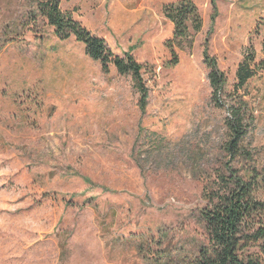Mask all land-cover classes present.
Returning a JSON list of instances; mask_svg holds the SVG:
<instances>
[{
  "label": "rangeland",
  "instance_id": "1",
  "mask_svg": "<svg viewBox=\"0 0 264 264\" xmlns=\"http://www.w3.org/2000/svg\"><path fill=\"white\" fill-rule=\"evenodd\" d=\"M60 1L142 64L147 105L31 2L0 0V264H191L218 175L253 167L264 184V0H192L201 28L179 41L162 11L177 0ZM204 49L224 74L217 98ZM239 102L246 161L225 151Z\"/></svg>",
  "mask_w": 264,
  "mask_h": 264
},
{
  "label": "trees",
  "instance_id": "2",
  "mask_svg": "<svg viewBox=\"0 0 264 264\" xmlns=\"http://www.w3.org/2000/svg\"><path fill=\"white\" fill-rule=\"evenodd\" d=\"M34 5L35 12L52 27V32L61 40L74 36L83 44L85 53L100 63L105 73L112 64L121 75H129L133 87L139 92L138 107L143 111L147 105L149 91L142 76V64L134 59L129 51L119 56L107 46L105 38L87 30L72 12L61 8L60 0H28ZM164 15L173 24L171 41L187 38L190 26L195 32L201 27V18L192 0H177L162 6ZM203 58L209 69L208 76L213 97H219L225 82L224 74L218 69L216 59L206 49ZM253 58L241 62L236 70L237 84L242 86L255 74L257 63ZM240 101V100H239ZM244 102L229 107L226 127L229 140L225 151L232 159L246 161L251 157L249 150L241 146L248 120V111ZM222 185L204 195L208 203L200 210V218L207 233L206 243L199 247L191 264H261L264 256V197L260 196L262 180L256 169L248 168L241 174L238 170L218 175ZM255 248L256 251H251Z\"/></svg>",
  "mask_w": 264,
  "mask_h": 264
}]
</instances>
